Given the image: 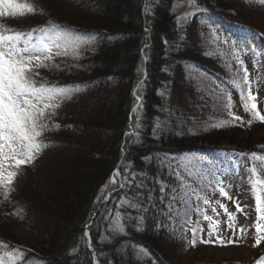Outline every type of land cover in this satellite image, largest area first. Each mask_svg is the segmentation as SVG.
<instances>
[{
    "label": "trees",
    "instance_id": "16d2710c",
    "mask_svg": "<svg viewBox=\"0 0 264 264\" xmlns=\"http://www.w3.org/2000/svg\"><path fill=\"white\" fill-rule=\"evenodd\" d=\"M178 2L37 0L36 14L20 22L37 32L55 24L91 43L69 53L70 63L54 55L52 84L79 91L47 120V147L31 162L36 168L20 174L27 190L13 191L20 203L11 195L0 204V248L21 254L13 264H174L213 249L192 241L208 230L210 196L234 172L220 143H260L264 156L260 128L213 126L230 121L231 95L247 87L243 75L235 87L229 78L244 46L233 37L249 29L239 19L256 17L264 3L191 0L205 7L180 18ZM217 29L229 42H217ZM249 148L227 156L246 157ZM258 160L251 162L264 174ZM196 261L188 264L210 263Z\"/></svg>",
    "mask_w": 264,
    "mask_h": 264
},
{
    "label": "rangeland",
    "instance_id": "374dc122",
    "mask_svg": "<svg viewBox=\"0 0 264 264\" xmlns=\"http://www.w3.org/2000/svg\"><path fill=\"white\" fill-rule=\"evenodd\" d=\"M34 1L37 0H12V3L23 6L33 5ZM255 1L256 0H249V2L251 3ZM257 6L260 8L257 9L259 12L256 13L258 14L256 17L239 19L241 20L240 22H244V26L249 29H246L245 33L243 32V35L235 34V36L233 37L238 38L241 44L244 46H242L243 48L241 47L243 52L239 54L238 59L236 56L234 60L231 61V68L238 72L237 75L235 74L236 72H233L229 76V78L233 79V81H231L232 84L230 83L232 87L234 86V84H242V81L239 78H241L242 75L245 77L243 68L241 67V61H247L250 65V68H247V80L244 79V82H246L247 86L245 87L246 90L243 93L244 99L242 100L240 91H237L236 89L233 91L228 105L231 104V113H233L235 116L229 115L228 118H230L231 124L235 127H240L242 124L246 123L250 127L260 128V131L262 130V133H264V121H261L258 118L253 119L251 111H245L244 108L245 101H247V103L249 104V108L251 107L252 103H255L257 105L258 112L261 115H264V65L259 68H257L256 66L257 58L261 57V55L264 58V51L262 50L264 49V6H262L261 4H257ZM43 7L49 8L48 5ZM204 7V5L199 6L193 4L190 2V0H179L176 6L177 14L180 18H184L186 15H189L193 11L199 10ZM34 13L36 14L35 11ZM30 15L31 13L27 12H25L23 15L16 14L15 10L9 8L7 4L0 5V26L5 29H12L16 32L24 33V39H26L27 34L31 32L32 28H29L27 24H20V22H26V19L29 18ZM252 26L260 28L263 31L258 30L255 33V30ZM251 29L254 31H252ZM9 34V32L4 33L5 36ZM36 34H38V32L34 33L33 35ZM216 35L217 37L215 39H217L218 43L224 42L226 38H229L227 37L228 33L225 34L224 31L221 29H217ZM24 39L20 40V47H24ZM56 51V49L53 50V55L50 60H45L43 57H41V59L44 61V64L47 65L46 67H33V71L38 74L34 77L38 85L40 83H45L50 86L53 85L52 83L53 80H55V77L52 74V67ZM71 52H73L71 48L69 50L67 49L66 54H63V56L60 57L61 61L70 63V61L68 60L71 59L74 55L69 54ZM249 52L254 53V55L251 54L252 58L248 57ZM258 52H260L261 55L256 57L257 55H255V53L258 54ZM240 68H242L241 72L238 71ZM231 70L229 69L226 71H229L228 73H231ZM249 92H251L252 97H255L254 100L249 99ZM139 107L136 111L137 113L135 115V120L139 118ZM227 116L228 114H225L226 118ZM234 117H240L241 119L236 120L234 119ZM250 120L252 121L251 123H249ZM227 121H229V119H227ZM132 128L133 126L130 128L129 132H132ZM196 144L198 146L208 144L215 145V147H217V145L219 146L218 142L213 143L210 141L205 143L203 141H198ZM220 144V147L222 148H220L221 150L219 151L227 152V155L231 153L236 154V151L240 153V149L242 148L243 150L244 147L249 148L248 145L241 147L239 144L229 143L225 141ZM257 147H260V143L251 145L249 148L251 152H249L246 157L237 158L235 156L229 157L227 155L222 157L226 160V163L228 162V166L232 168L234 172L230 174V177H228V179L226 180V185L224 187L223 193L221 191H215L210 196L209 202L206 205V209L208 210L207 213L210 218L208 222V230L204 231L203 238L199 239L201 241H199L198 238L195 241V244L198 246H213V249L208 247L209 249H207V252H201L205 250V247H198L199 249H201L200 255L196 254V252H192L187 256H190L189 259L176 260L174 261V264H188L195 262V260H197L196 262H200L201 260L204 263L209 261V264H216L218 261L225 262L226 260V263L228 264H258V261L264 260V239H261L259 245H256L257 237L264 236V219H261V217L264 216V211H258V204L262 208H264V184L256 183L254 188L253 181L256 180L257 177H254L251 171L253 166H255V163L251 162L255 160L252 154L255 153L257 157H264L259 153L258 150H255V148ZM237 155L240 154L237 153ZM38 160L39 158H36L34 160L36 164L38 163ZM256 161L259 160L256 159ZM33 163L22 165L18 170L15 167L8 168L9 171H16L17 174L12 184L7 188L0 185V204L3 202L2 200L8 202L11 199V195L13 197L14 190H17L21 193L27 190L26 187H24L23 185L25 183L24 177L20 174L24 170L28 174L30 167L31 170L36 168L35 164ZM216 166L219 165L217 164ZM255 169L256 173H258V178L263 179L264 174H260L258 172L257 167H255ZM32 182L36 184L37 179L33 177ZM224 193H226V195ZM13 199L15 200L14 203H20V197H16V199L13 197ZM237 205H239V207H237ZM225 208L227 209V211H225ZM9 210L11 211L12 209ZM229 214H231V217ZM14 219V222L18 223V216H14ZM258 224L260 225L259 231L257 229ZM14 226L18 229L16 230V235L25 236L24 231L20 229V224H15ZM207 232H209V234H207ZM213 235H218L217 241L212 239L211 242H204L206 241V239H209ZM220 240H223L224 244H221L219 242ZM230 241L231 243H229ZM201 255L204 256L201 257ZM20 256V253L14 251H9L5 255L2 249L0 248V262H2V264H13ZM233 257L234 259L237 258L238 262H231L230 259H232Z\"/></svg>",
    "mask_w": 264,
    "mask_h": 264
},
{
    "label": "snow or ice",
    "instance_id": "6c2138e0",
    "mask_svg": "<svg viewBox=\"0 0 264 264\" xmlns=\"http://www.w3.org/2000/svg\"><path fill=\"white\" fill-rule=\"evenodd\" d=\"M258 2L264 3V0H258ZM3 4H7L9 8L15 10L16 14L20 15L35 11L33 5L21 6L12 3V0H0V5ZM5 32L10 34L5 36ZM34 33H37V29H32L24 39V33L0 26V185L6 188L12 184L17 174L16 171H9L8 168L15 167L18 170L20 166L33 162L35 156L47 147L40 139L42 134L49 130L47 120L55 114L60 100L70 99L74 92L79 91L78 86L57 87L45 83L38 85L34 78L38 74L33 71V67H46L41 57L50 60L54 49L57 50L56 55H61L66 54L68 48L75 52L82 44L91 43L90 40L55 24L40 28L36 35H33ZM21 39H24V47L19 46ZM227 42L225 40V43ZM241 65L243 66L242 61ZM243 71L245 80H247V68L244 67ZM248 96L249 99H255L251 96V92ZM241 98L244 99L243 92H241ZM228 107L230 108L231 104ZM244 108L245 111H251L253 119L258 118L264 121V115L258 112L255 103H252L249 108V104L245 101ZM229 115L233 114L229 112ZM234 119L241 118L234 117ZM251 122L250 120L249 123ZM228 123L230 121H222L213 126L220 127ZM252 155L254 159L264 160V157H257L255 153ZM251 171L254 177H257L253 181L254 188L256 183L264 184V179L258 178L255 166ZM220 191L223 193V188H220ZM225 211H227L226 208ZM258 211H264L259 204ZM229 215L231 217V214ZM205 219L210 218L205 216ZM261 219H264V216ZM116 227L119 229L121 225L117 223ZM257 229L260 230L259 224ZM261 239H264V236L257 237L256 245H259ZM219 242L224 244L223 240ZM192 244H195V240ZM258 264H264V260L258 261Z\"/></svg>",
    "mask_w": 264,
    "mask_h": 264
}]
</instances>
